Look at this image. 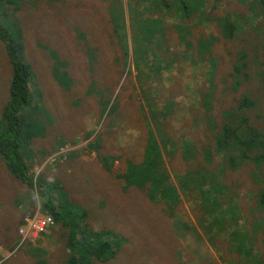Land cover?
<instances>
[{
	"label": "rangeland",
	"instance_id": "obj_1",
	"mask_svg": "<svg viewBox=\"0 0 264 264\" xmlns=\"http://www.w3.org/2000/svg\"><path fill=\"white\" fill-rule=\"evenodd\" d=\"M157 1L135 41L107 0H0V148L26 166L0 152V264H264V0ZM9 42L30 73L5 114ZM48 204L34 259L18 228Z\"/></svg>",
	"mask_w": 264,
	"mask_h": 264
},
{
	"label": "trees",
	"instance_id": "obj_2",
	"mask_svg": "<svg viewBox=\"0 0 264 264\" xmlns=\"http://www.w3.org/2000/svg\"><path fill=\"white\" fill-rule=\"evenodd\" d=\"M108 2L110 1V6L109 10L112 12L117 11V5H118V10L120 14L122 15L123 19L125 18V24L129 31L132 33V37L135 41H138L141 39L142 35H139V29H140V23L138 22L137 15L140 13V16H142V12L140 11L141 8V3L142 2H147V5L144 6V11H153L154 9L157 8L158 6V1L157 0H107ZM163 5L165 10H170L173 9V6L175 9L174 10V15L178 19H184L185 17H188V14L190 12H197L200 9L202 0H162ZM213 10V9H212ZM127 21V22H126ZM221 23V22H220ZM222 24V23H221ZM139 28V29H138ZM223 28V24H222ZM7 31L3 30V28L0 26V37L3 38L6 36ZM8 47L11 51L10 53V59L13 65L12 69V78H11V83H10V88H9V108L5 112V114H8L9 112H13L18 103L25 102L26 97H27V78L30 73V66L28 63L24 62L23 60H18L16 59V55L12 52L13 49H15V45L12 44L11 42L8 43ZM144 60H139L138 63H143ZM136 62V64L138 65ZM149 125V123H147ZM218 130V125H214L213 129V139H216V135ZM157 135H161L157 131ZM17 135L14 131H9V135L5 136L1 142L3 145L0 148V152L2 153V156L4 158V161L8 167L9 170H11L16 176H19L21 178H24V169L26 168L24 162L20 159V162L16 160L15 157H13V152L16 151L14 149H11V146L13 147L14 145H17ZM217 143H224L222 140H217ZM220 144H217V147L220 148ZM231 145V144H230ZM159 159L160 156H159ZM156 160L155 156H148L144 159V162L142 164H146L147 167H150V164H153ZM34 184V182H33ZM32 185V183H31ZM156 187L153 189L151 188L150 191L155 190ZM154 194V193H151ZM45 205H47L45 203ZM53 217L55 220H60L62 224L65 225L63 222V215L60 214L59 210L54 207V205L48 204V207L46 209ZM109 235V233H108ZM71 238V237H70ZM74 243V240L70 241V246H72ZM103 247L105 246V243L102 245ZM93 249V245L90 247H87V250L90 252ZM115 248L112 246V244L108 240V257H110L114 253ZM95 257H101L98 256L96 253H93ZM72 257V255L70 256ZM70 259V258H69ZM68 259V261H69ZM67 261V263H68Z\"/></svg>",
	"mask_w": 264,
	"mask_h": 264
},
{
	"label": "crops",
	"instance_id": "obj_3",
	"mask_svg": "<svg viewBox=\"0 0 264 264\" xmlns=\"http://www.w3.org/2000/svg\"><path fill=\"white\" fill-rule=\"evenodd\" d=\"M126 0H124L125 2ZM166 22H169L168 18H166ZM34 207V203L30 206L27 207L26 212H29L32 208ZM60 220H56L54 221V223H52L48 228H46L44 231H42L41 233L34 235L32 237H25L24 239H22V237L19 235L18 237L20 238V243H29V249H30V253L31 255H33L34 259H39V255H41L42 253L45 255H48L49 252L52 250V247L55 246V242L52 240L53 237L55 236V234H57V230L59 229L60 226ZM45 234V235H44ZM38 238H40V241L37 242ZM19 245V244H18Z\"/></svg>",
	"mask_w": 264,
	"mask_h": 264
},
{
	"label": "built area",
	"instance_id": "obj_4",
	"mask_svg": "<svg viewBox=\"0 0 264 264\" xmlns=\"http://www.w3.org/2000/svg\"><path fill=\"white\" fill-rule=\"evenodd\" d=\"M37 209L34 213L28 214L23 218V225L18 228V234L24 239L27 235H37L48 228L53 223L50 213H39Z\"/></svg>",
	"mask_w": 264,
	"mask_h": 264
}]
</instances>
